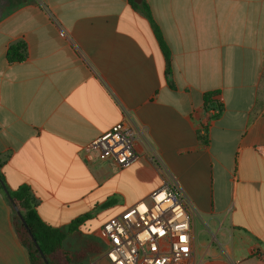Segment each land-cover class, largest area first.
<instances>
[{"label": "crops", "instance_id": "1", "mask_svg": "<svg viewBox=\"0 0 264 264\" xmlns=\"http://www.w3.org/2000/svg\"><path fill=\"white\" fill-rule=\"evenodd\" d=\"M145 1L169 48L170 78L130 0H0L5 181L29 186L53 227L89 215L65 247L89 251L75 264H109L91 216L163 187L157 153L193 208V264H264V0ZM19 42L27 57L11 62ZM213 92L224 105L217 118L204 106ZM124 120L149 142L137 143L135 163L120 168L85 150ZM198 225L212 238L201 254ZM0 264H31L1 190Z\"/></svg>", "mask_w": 264, "mask_h": 264}, {"label": "built area", "instance_id": "2", "mask_svg": "<svg viewBox=\"0 0 264 264\" xmlns=\"http://www.w3.org/2000/svg\"><path fill=\"white\" fill-rule=\"evenodd\" d=\"M212 116L217 108L209 109ZM207 124L200 133L207 136ZM149 148L145 130L124 120L93 140L85 150L95 152L101 161H114L120 168L138 159L137 143ZM152 161L165 183L147 198L127 207L106 221L99 230L109 264H193L196 237L193 208L160 155Z\"/></svg>", "mask_w": 264, "mask_h": 264}, {"label": "trees", "instance_id": "3", "mask_svg": "<svg viewBox=\"0 0 264 264\" xmlns=\"http://www.w3.org/2000/svg\"><path fill=\"white\" fill-rule=\"evenodd\" d=\"M131 6L140 11L150 22L153 31L163 53L167 60V76L171 77L170 52L165 42L162 31L155 22L151 9L145 0L137 3L136 0H130ZM27 57V45L25 42H19L10 46L7 52V58L11 62H22ZM218 92L207 93L204 95V106L206 109L217 108L223 111L224 105L219 100H215L214 96ZM219 114L215 115L217 118ZM200 139L205 143L209 142V135L201 136ZM4 185L8 189L9 195L5 193ZM0 190L7 197L13 211V225L19 242L25 247L29 254L31 264H75L84 260L88 250L80 252H72L66 249V239L76 233L80 225L89 218L84 215L73 222L66 228L53 227L43 221L37 211V199L27 185L20 186L17 189H10L5 181L2 173V162L0 159ZM111 204L109 201L106 205ZM17 207L25 222L18 216L15 209ZM92 252V251H91ZM47 258V262L44 261Z\"/></svg>", "mask_w": 264, "mask_h": 264}, {"label": "rangeland", "instance_id": "4", "mask_svg": "<svg viewBox=\"0 0 264 264\" xmlns=\"http://www.w3.org/2000/svg\"><path fill=\"white\" fill-rule=\"evenodd\" d=\"M123 211L122 209H119V210H107L105 213H103L98 219L95 218V214H93L91 216V219H93V221L91 223H89V225H92L94 226V228L96 227H99L101 225H103L107 220L111 219L112 217H114L117 213ZM197 232H198V238H199V241H198V250H199V253H203V243H205L206 241L208 242H212V238L210 236H208L207 238L205 237V234L201 231V227L198 225L197 226ZM91 255L88 254V256Z\"/></svg>", "mask_w": 264, "mask_h": 264}, {"label": "water", "instance_id": "5", "mask_svg": "<svg viewBox=\"0 0 264 264\" xmlns=\"http://www.w3.org/2000/svg\"><path fill=\"white\" fill-rule=\"evenodd\" d=\"M136 2H137V3H140L141 0H136ZM4 190H5V193H6L7 196H8V195H9V192H8V189L5 187V185H4ZM15 209H16V211H17L18 216L22 219L23 222H25L24 219H23V216H22V214H21V212H20V210H19L17 207H15ZM44 261L47 262V258H46V257H44ZM47 264H48V263H47Z\"/></svg>", "mask_w": 264, "mask_h": 264}]
</instances>
